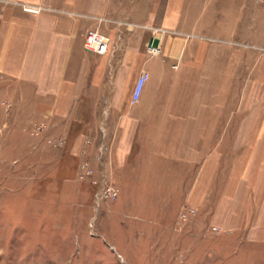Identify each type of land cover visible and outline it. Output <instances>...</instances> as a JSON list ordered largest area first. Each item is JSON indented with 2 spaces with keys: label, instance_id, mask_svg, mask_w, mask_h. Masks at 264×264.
<instances>
[{
  "label": "crops",
  "instance_id": "0c3cea01",
  "mask_svg": "<svg viewBox=\"0 0 264 264\" xmlns=\"http://www.w3.org/2000/svg\"><path fill=\"white\" fill-rule=\"evenodd\" d=\"M22 4L43 9L31 13ZM95 28L109 39L102 55L81 47ZM247 31L264 44L263 7L252 0H0V98L11 112H26L21 122L44 121L53 137L78 144L70 152L86 140L105 144L109 168L130 166L140 152L146 168L192 170L206 158L190 182H163L161 175L172 173L154 172L159 189L205 190L215 182L222 190L231 153L238 174L257 182L264 175V106L245 103L232 117L231 95H264V58L247 61L225 41H248ZM152 36L159 38L155 55L145 49ZM246 181L242 191L252 184ZM244 199L239 216L250 221L252 202Z\"/></svg>",
  "mask_w": 264,
  "mask_h": 264
},
{
  "label": "rangeland",
  "instance_id": "374dc122",
  "mask_svg": "<svg viewBox=\"0 0 264 264\" xmlns=\"http://www.w3.org/2000/svg\"><path fill=\"white\" fill-rule=\"evenodd\" d=\"M252 2L263 7L264 19V0ZM152 32L177 33L160 28ZM245 34L248 41L229 39L226 44L246 54L247 61L264 58V44L251 42L255 32ZM158 39L152 36L147 45L158 47ZM252 65L247 62V70ZM3 101L0 264H264V175L256 182L255 175L246 179L238 174L237 153L224 159L230 171L223 175L222 190L215 182L205 190L159 189L154 172L172 173L167 180L161 175L163 182H175L176 177L190 182L206 158L192 170L146 168L140 152L135 153L138 158H129L134 166L109 168L104 164L109 154L105 144L86 140L81 151L70 152L78 144L53 137L44 121L21 122L26 112H11ZM245 103L264 106V95H231L232 117H238ZM240 179L252 183L247 190L239 189ZM152 181L156 184L150 185ZM255 183L261 186L256 189ZM246 195L253 206L250 221L239 216Z\"/></svg>",
  "mask_w": 264,
  "mask_h": 264
},
{
  "label": "built area",
  "instance_id": "2783aa9c",
  "mask_svg": "<svg viewBox=\"0 0 264 264\" xmlns=\"http://www.w3.org/2000/svg\"><path fill=\"white\" fill-rule=\"evenodd\" d=\"M261 1V0H258ZM23 10L32 12V13H37L40 9V7H31L27 5H22ZM102 18H97V21H101ZM107 44H108V38L103 35L102 33L98 32L95 29H89L86 31V33L83 36L82 40V49L85 51L93 52L96 54H104L107 49ZM147 50L151 54H156L158 53L159 49L157 45L154 44H149L147 45ZM143 81V75L140 74L136 86L134 88V91L132 93V99L135 100L138 97V93L141 87Z\"/></svg>",
  "mask_w": 264,
  "mask_h": 264
}]
</instances>
